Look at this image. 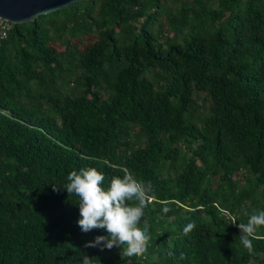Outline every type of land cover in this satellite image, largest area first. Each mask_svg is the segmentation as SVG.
<instances>
[{
	"label": "trees",
	"instance_id": "trees-1",
	"mask_svg": "<svg viewBox=\"0 0 264 264\" xmlns=\"http://www.w3.org/2000/svg\"><path fill=\"white\" fill-rule=\"evenodd\" d=\"M87 167L149 189L143 257L85 247L107 233L59 185ZM254 209L264 0H83L0 37V264H264V228L240 242Z\"/></svg>",
	"mask_w": 264,
	"mask_h": 264
},
{
	"label": "clouds",
	"instance_id": "clouds-1",
	"mask_svg": "<svg viewBox=\"0 0 264 264\" xmlns=\"http://www.w3.org/2000/svg\"><path fill=\"white\" fill-rule=\"evenodd\" d=\"M117 170L123 172V175L112 177L107 187L104 184L105 175L95 167L72 171L67 176V183L59 187L66 189L69 196L75 195L78 198L80 218L77 223L81 231L103 229L107 233L86 242L85 247L111 250L116 246L121 247L126 257H143L151 240L147 223L141 227L148 207L149 189L130 171L122 168ZM59 187L54 186V190L58 191ZM244 215L248 219L247 223L238 225L241 230L240 242L248 253H252V239L258 229L264 228V210L254 209L251 213L245 211ZM195 227V223L190 222L184 227L182 235L188 236ZM168 255L174 256V253L169 251ZM80 264H91V259L85 255Z\"/></svg>",
	"mask_w": 264,
	"mask_h": 264
},
{
	"label": "water",
	"instance_id": "water-1",
	"mask_svg": "<svg viewBox=\"0 0 264 264\" xmlns=\"http://www.w3.org/2000/svg\"><path fill=\"white\" fill-rule=\"evenodd\" d=\"M83 0H0V18L18 24L30 22L42 14L65 9Z\"/></svg>",
	"mask_w": 264,
	"mask_h": 264
},
{
	"label": "built area",
	"instance_id": "built-area-1",
	"mask_svg": "<svg viewBox=\"0 0 264 264\" xmlns=\"http://www.w3.org/2000/svg\"><path fill=\"white\" fill-rule=\"evenodd\" d=\"M10 28H11V23L0 18V37L1 38L6 37Z\"/></svg>",
	"mask_w": 264,
	"mask_h": 264
},
{
	"label": "rangeland",
	"instance_id": "rangeland-1",
	"mask_svg": "<svg viewBox=\"0 0 264 264\" xmlns=\"http://www.w3.org/2000/svg\"><path fill=\"white\" fill-rule=\"evenodd\" d=\"M169 31H171V29L169 30ZM187 116H188V119H190L191 120V118L193 117L191 114H189V113H187ZM243 176H244V173H242L241 174V176H240V180H241V182H244V179H243Z\"/></svg>",
	"mask_w": 264,
	"mask_h": 264
}]
</instances>
